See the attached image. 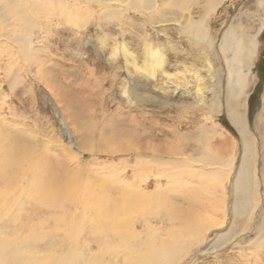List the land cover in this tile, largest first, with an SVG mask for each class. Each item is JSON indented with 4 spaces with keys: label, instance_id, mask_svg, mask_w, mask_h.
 I'll list each match as a JSON object with an SVG mask.
<instances>
[{
    "label": "rangeland",
    "instance_id": "1",
    "mask_svg": "<svg viewBox=\"0 0 264 264\" xmlns=\"http://www.w3.org/2000/svg\"><path fill=\"white\" fill-rule=\"evenodd\" d=\"M162 1L166 8L165 17L160 20L156 16V20L152 23L146 21L145 14L141 17L140 11L129 12L128 15L132 20L122 21L120 19H100L96 16L86 17V19L81 14L82 11L77 10L76 14L80 17L75 21L76 23L65 17L64 19L57 17L51 25L44 21L45 19L34 18L32 17L34 14H31L30 21L45 27L47 32L45 35L38 31L35 35L38 43L36 48L42 50L43 46V50L37 56L38 61L34 60L32 63L24 60L19 48L12 42L13 40L0 39V219H2L0 230L4 236L9 235L12 238L11 236L16 233L22 232L21 235L27 237L31 233L42 235L44 232L51 233L52 231L54 235L58 234L61 238L62 243L56 242L59 247H65L66 250L67 248L72 250L84 248L91 236V185L86 183L85 176L91 172V180L94 181L93 176L96 172L101 173L102 176L111 177V179L122 175L123 171L130 177L132 172L131 168H126V164H133V161L129 160L128 151H135L134 149H125L126 154L102 151L105 150V146L127 147L128 143H124L119 133L123 130L128 129L127 131L132 134L135 132L132 128H137L138 135H152L150 139L152 141L149 143L157 145V149L161 152L157 154L158 156L165 155L167 159H181L184 157L174 156L172 148L176 147L183 151L185 147L189 148L194 144V141L195 144L198 143L193 137L199 134L198 130L202 126H205L208 129L205 137L214 145H221L222 142L227 141L235 142L234 153L219 154L227 157L225 159L233 156L235 159L233 170H236L243 155L242 145L236 129L228 119L224 96L221 97L220 107L218 106L220 113L209 112L208 109L192 111V109L183 107L193 102L185 93L184 88L174 92L175 88L171 86L168 88L166 84L164 85L168 82L185 87L186 84L180 78V75L184 73L191 95L196 97L197 89L201 87L203 94L208 97L206 99L209 100L211 94L208 89L213 86L215 80L210 74H214L215 71L218 74L220 72L219 76L223 79L221 87L225 90V63L218 48L226 30L233 26L239 28L237 33L248 32L256 39L253 66L248 77L250 83L247 95L242 100L247 101V105L241 112L247 117L248 130L256 143L253 160L258 195L254 201L257 207L253 203L254 208L252 209L255 207L257 209L247 214L242 221L232 223L230 183L233 180V172L232 177L230 176L226 183V191H223L225 198L223 212L226 210V217L224 218L223 213L218 214L220 221L225 219V225L207 233L206 246L211 247L210 252L215 253L201 255L198 254L197 248L192 247L181 264H264V238L259 236L260 239L259 237L258 240L255 239L256 234L251 231L260 223L264 215V182L262 181L264 121L260 124L256 122L258 115L264 118V0H222L215 10L206 0H187L179 5H175L173 0ZM81 6L86 9L85 5ZM203 18H206L208 38L201 41L196 39L197 41L192 42L189 38L190 34L185 32L184 28L189 24L190 19L200 22ZM6 23L5 25L16 24L13 19ZM10 30V27L7 29L5 27L0 29V32ZM209 42L214 43L213 49ZM120 43H126L128 50L135 57L137 66L141 68L145 65L146 48L149 44L152 50L161 49L166 60L164 68L162 70L155 68L153 76L144 69L139 70L132 64H127L120 52L117 53L116 60H112L113 48ZM10 49H12L11 55ZM12 55L14 57L11 58ZM206 63L213 67V72L210 73L207 70ZM195 74L201 76L199 81ZM128 87H134L139 93L159 98L161 101H151L144 106L137 105L131 96L124 95L123 92ZM130 111L140 116L142 121L140 130L136 121L132 123L131 118L126 117ZM192 117L197 119L196 123L192 122ZM151 124L152 128H150ZM115 132H118L116 133L118 136L112 140ZM146 142L148 141H137L134 145L137 147L140 143ZM22 148L30 153H20ZM228 150L232 151L230 147L225 151ZM31 151L35 152L31 153ZM93 154H99L102 158L94 160ZM28 156L32 157L29 162H26ZM39 156H44L45 159L50 157L52 165L59 167V171H62L59 172L61 183L58 186L66 184L65 192L73 193L71 203L66 198L57 200V204L54 203L50 210L36 203L30 204L31 206L28 204L31 201L26 197L27 195L24 196L25 193L23 195L22 191L32 188L29 181L36 169L33 162ZM122 162H124L123 167ZM163 166L157 165V169L162 170ZM165 167L168 170L171 168L168 165ZM113 168L120 170L108 174V171ZM157 169H155L156 173ZM225 172L230 173L226 167L223 168L221 171L223 180L219 183L216 180H210L209 184L219 186L222 184L221 181L224 183L228 177ZM77 175L82 177L80 182ZM147 177L148 173L145 171V178ZM155 179V177H149V182L153 184ZM161 180L164 186L168 185L164 177ZM153 187L152 185L151 191L155 190ZM185 187L171 182L169 193L173 199L175 198L174 201L187 208L188 205H184L185 203L181 201L182 195L190 193L189 186L185 184ZM19 198L20 202L16 201ZM164 199L162 197L159 200L160 205L158 206V209L162 206L160 210H163V213L173 207V201H167V197ZM165 203H168V206ZM14 204L15 208L11 210ZM203 205H206V202ZM33 213H38V216L28 222ZM58 216H62L65 222H57L56 217ZM74 223L80 224L81 228L83 226V231L79 229L75 235L71 233V237H68L69 234L67 235L66 231L69 227L67 226ZM238 224L241 225L239 233L233 236L232 230ZM225 237L229 239L226 240ZM230 244L233 246L231 247ZM191 256H194L193 260L189 259Z\"/></svg>",
    "mask_w": 264,
    "mask_h": 264
},
{
    "label": "bare ground",
    "instance_id": "2",
    "mask_svg": "<svg viewBox=\"0 0 264 264\" xmlns=\"http://www.w3.org/2000/svg\"><path fill=\"white\" fill-rule=\"evenodd\" d=\"M185 1L187 0H173L172 2L175 5H179L181 3L183 4ZM206 1H208L209 6L215 10L217 5L221 4L222 0ZM0 2H2L0 3V27H2L0 29L5 27L6 29L7 27H10L11 29L8 32H0V39L5 38L6 40H13L12 42L17 45L24 60L28 63H32L34 60L38 61L37 59L39 58L37 56L43 50V46L42 50L36 48V44H38L36 40L37 37H35L36 33L41 31L43 34L47 35L45 27L39 26L30 21L32 19L30 18L31 14L35 15H32L34 18L45 19L44 21H47V23L51 25L57 17L58 19H64L65 17V19L72 22L77 21L80 17L76 14L77 10H80V12L82 11L81 14H83V17L85 18L96 16L100 19H120L122 21H128L131 19L128 15L129 12L140 11V16H147L145 19L148 23L155 21L156 16L159 17L160 20L164 19V13L166 12L165 3L162 0H0ZM78 5H85L86 9H83L82 6L81 8ZM10 19L15 20L16 24L5 25L6 21ZM205 19L203 18L200 22L197 20V22H195L190 19V22L187 21L189 24L186 27L184 26V31L190 34L189 38H191L190 40H192V42L208 38L209 33ZM125 23L126 22H124V24ZM237 30H239V28L233 26L226 30L218 48L225 63V90L221 87V81L223 79L219 76L220 72L218 74L215 71L214 74H210L215 80L213 86L208 89V92L211 94L209 100L206 99L208 97L203 94V88L201 87L197 89L196 97L191 95L190 87L184 73L180 75V78H182L181 81L186 84L185 87L180 86L179 84L164 83L168 88L170 86L171 88H175L174 92L184 88L185 93L189 95L193 102H189V105L186 104L185 106L183 105V107L192 109V111L208 109L209 112L220 113L219 107L221 105V97L224 96L226 104L225 110L227 111L228 119L236 129L242 145L243 155L236 170H233L235 164L233 156L229 159H225L227 157H223L219 154L234 153L236 149L235 142L227 141L225 143L222 142L221 145H214L212 141L205 137L208 133V129L205 126H200V129L198 128V135L195 134V137L192 135L193 139L195 138L198 143L195 144L194 141V144L190 145L189 148L185 147L183 151L176 147V150H173L175 148H172V151L175 153L174 156L181 155L184 157L181 159H167L165 158V155L158 156L157 154L161 152L157 149V145H150L149 143L152 141L150 140L152 135H138V133H136V131L138 132L137 128H132V130L135 131L132 132V134L127 131L128 129L126 131L120 130L121 132L119 133L121 139H124V143H128V146L106 147L104 145L105 150L102 151L107 153L126 154L127 151L125 152V149H134L135 151H128L129 160L133 161V164H126V168H131L132 172L129 177L128 174L123 171L122 175L116 176L114 179H111V177L108 178L106 175L102 176L101 173L98 174L96 172L93 176L94 181L91 180V172L88 176H85L84 180L91 185V190L89 188L91 191V236H89V242L87 241L88 239L86 240L88 243L85 244V247H81L79 250L67 248V251L65 247H59L58 243L56 244V242L62 243V241L60 240L61 238H59L60 236H58V234L54 235L52 231L51 233L44 232L42 235H40V233H31L27 237H23L21 235L22 232L19 233L17 231L19 229H17L14 231L19 234L15 232L16 235L11 236L12 238H10L9 235L4 236L0 230V264H181V261L188 256L192 247L197 248L198 254L201 255L213 253L214 251L210 252L211 247L206 246L207 233L215 228H222L225 225L224 218L226 217V210L223 212L225 204L223 191H226V183L233 172V180L230 183V210L232 211V223H235L238 220L242 221L247 214L257 209L254 202L258 195L257 177L253 160L254 153L256 152V143L252 134L248 130L246 121L247 117L241 112L247 105V101L243 102L242 100L245 98V95H247L248 84L250 83L248 77L253 66L256 39L249 35L248 32L245 34L244 32L237 33ZM209 45L213 49L214 43L209 42ZM11 50L12 49L9 50L10 55L12 54ZM113 52L114 55L112 60H116V55L120 52L125 58L127 64H132L139 70L144 69L149 74H153V76V72L156 70L155 68H157V70H162L166 62L162 50H152L150 44L146 48L145 65L142 68L137 66L135 57L128 50L126 43H120L115 46ZM10 57L12 58L14 56L12 55ZM206 64L207 70L211 73L213 67L209 63ZM195 75L196 79L199 81L201 76L198 74ZM134 87H128L123 93L128 97L131 96L132 100H134L137 105L144 106L151 101H161L159 98L139 93ZM221 92H223L224 95ZM126 117L131 118L132 123L133 121H136L140 130L142 124L140 116L135 115L133 114V111H130L129 115L127 114ZM191 120L195 123L197 121L194 117H192ZM263 121L264 118L262 115H258L256 122L260 124V122ZM124 124L126 123L124 122ZM151 126L152 124L150 125V128H152ZM124 127L127 128L126 125ZM128 128L130 127L128 126ZM116 133L118 132L113 134L112 140H114L115 136H118ZM143 135L145 137H143ZM137 141L148 142L144 144L140 143L139 146L135 147L136 145H134V143ZM229 147L232 151H225L226 149H229ZM34 152L31 151V153ZM20 153L29 154L30 151L26 149L23 150L22 148ZM169 154L173 155V153ZM28 157L26 162H29L32 156ZM92 158L97 160L102 157L99 154H93ZM129 160L128 162H130ZM122 163L123 167L124 162ZM33 164L36 169L33 171L34 174L31 177V181H29L32 188H26L22 191L23 195L25 193L24 196L27 195L26 197L30 199L31 202L29 201V205L36 203L43 206L44 209L50 210L54 206V203L57 204V200L66 198L70 201V199H72L71 196L73 193L68 191L65 192L64 190L66 184H60V186H58V184L61 183L59 172L62 171H59V167L52 165L50 157L45 159L44 156H39L37 160L35 159ZM157 165H160V167L168 165L171 166V168L168 170L167 167L163 166L164 168L162 170H158ZM225 167L230 171L229 174L225 172L228 174L226 181L224 183L221 181L222 184H219V186H213L214 184L210 185V180H216L218 183L220 180H223L221 177V171ZM118 169L119 168H113L108 171V174H113V171H117ZM155 169L158 170L157 173ZM145 171L148 173L147 178H145ZM76 177L80 182L82 177L79 175ZM149 177L156 178L153 184L149 182ZM162 177L167 181V186L163 185L161 180ZM99 179L102 181L100 182ZM262 181L264 182V170L262 171ZM171 182H174L177 185L181 184L182 187H185V184L189 186L190 193L187 192L188 195H182L183 197L181 200L182 203H185L184 205H188L187 208L182 206L183 204H178V202L174 201L175 198L173 199L172 196H170L169 185ZM152 185L154 186L153 188H155L154 191L150 190ZM181 189L180 192H182ZM226 196L227 195H225V197ZM162 197L165 199L167 197V201H173V207L164 211L165 213H163V210H160L162 206L158 209V206L160 205L159 200H161ZM19 200L20 198L16 201L20 202ZM205 202L206 205H203ZM66 203L67 202H65V204ZM69 203H71V201ZM253 203L256 206L255 209H252L254 208ZM166 205L168 206V203ZM14 208L15 204L14 207L10 209L14 210ZM219 213H223L224 215V218L221 221L218 217ZM33 214L32 216L30 215L31 217H29L28 222H30L32 218L38 216V213ZM75 217L76 216H74V218ZM5 219L7 220V218ZM62 219V216L56 217V220L59 223L61 221L65 222ZM1 220L2 219H0V221ZM58 225L56 227H58ZM84 225L86 224L84 223ZM240 226L241 225L238 224V226L232 230L233 236L239 233ZM67 227H69V230L66 231L67 235L69 234L68 237H71V233H74L75 235L79 229L83 228V226L81 228L78 223H74L71 226L68 225ZM22 230L24 229L22 228ZM251 231L255 232V239L259 236L264 238V215H262L260 223H258ZM225 239L228 240L229 237H225ZM70 240L72 241V239ZM66 243L63 244L66 245ZM258 245H260V243ZM232 246L233 244L231 247ZM64 250H66V252H62ZM193 258L194 256H191L189 259L193 260Z\"/></svg>",
    "mask_w": 264,
    "mask_h": 264
}]
</instances>
